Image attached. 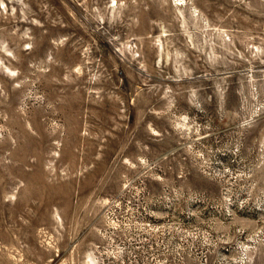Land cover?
Listing matches in <instances>:
<instances>
[{"label": "rangeland", "instance_id": "rangeland-1", "mask_svg": "<svg viewBox=\"0 0 264 264\" xmlns=\"http://www.w3.org/2000/svg\"><path fill=\"white\" fill-rule=\"evenodd\" d=\"M0 264H264V0H0Z\"/></svg>", "mask_w": 264, "mask_h": 264}]
</instances>
